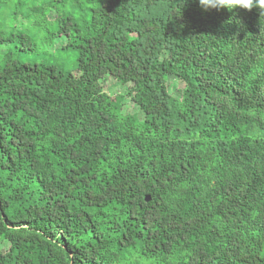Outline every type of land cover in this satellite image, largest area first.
Instances as JSON below:
<instances>
[{
  "label": "trees",
  "instance_id": "1",
  "mask_svg": "<svg viewBox=\"0 0 264 264\" xmlns=\"http://www.w3.org/2000/svg\"><path fill=\"white\" fill-rule=\"evenodd\" d=\"M0 264H264L260 10L0 0Z\"/></svg>",
  "mask_w": 264,
  "mask_h": 264
},
{
  "label": "rangeland",
  "instance_id": "2",
  "mask_svg": "<svg viewBox=\"0 0 264 264\" xmlns=\"http://www.w3.org/2000/svg\"><path fill=\"white\" fill-rule=\"evenodd\" d=\"M58 9V6H57ZM54 11L56 12V8H54ZM53 18V17H51ZM23 18L19 16L15 20L9 19V25L12 28L17 27L19 30H24L26 32L31 33L34 36H43V30L39 27H30L26 24V26L23 25ZM38 49L34 51H29V52H22L20 50H17L16 57L22 61V62H40L44 58L46 61L50 63H57L62 69L66 70L67 72H72L74 75L79 74L78 71L75 69V65L73 63V60L75 59V56L71 52H66L62 50V47L66 45V37H61L55 41L53 45H42V42L38 40ZM3 54V52H2ZM182 87L181 83L171 79L169 82V91L173 95H178L179 89ZM106 91L116 98L119 102H122L125 104V112L126 113H139L138 108L136 106H133L132 103H130V99L125 97L126 96V88L123 86H120L119 84L116 83H110L106 87ZM125 97V98H124ZM3 247L6 245H2Z\"/></svg>",
  "mask_w": 264,
  "mask_h": 264
},
{
  "label": "clouds",
  "instance_id": "3",
  "mask_svg": "<svg viewBox=\"0 0 264 264\" xmlns=\"http://www.w3.org/2000/svg\"><path fill=\"white\" fill-rule=\"evenodd\" d=\"M199 4L205 10L227 8L233 10L243 8L252 11L254 8L260 10L261 32H264V0H199Z\"/></svg>",
  "mask_w": 264,
  "mask_h": 264
},
{
  "label": "water",
  "instance_id": "4",
  "mask_svg": "<svg viewBox=\"0 0 264 264\" xmlns=\"http://www.w3.org/2000/svg\"><path fill=\"white\" fill-rule=\"evenodd\" d=\"M146 201L148 202V201H149V199L147 198V199H146Z\"/></svg>",
  "mask_w": 264,
  "mask_h": 264
}]
</instances>
